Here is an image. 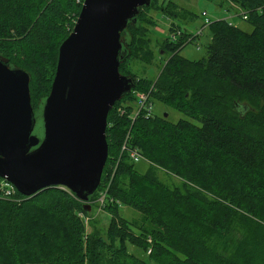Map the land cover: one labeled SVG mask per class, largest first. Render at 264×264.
I'll list each match as a JSON object with an SVG mask.
<instances>
[{
	"label": "trees",
	"instance_id": "1",
	"mask_svg": "<svg viewBox=\"0 0 264 264\" xmlns=\"http://www.w3.org/2000/svg\"><path fill=\"white\" fill-rule=\"evenodd\" d=\"M82 1L0 0V56L27 73L35 113ZM223 1L243 11L250 33L226 19L210 21L198 61L180 57L195 37L172 21L154 43L157 52L151 47L152 14L171 20L185 10L157 0L138 8L119 33L118 73L134 80L133 89L107 112V160L88 197L95 209L103 193L106 228L84 226L79 215L87 208L69 191L17 192L0 198V264H264V0ZM134 61L158 63L156 77L131 73ZM136 93L186 119L135 114ZM135 149L148 164L144 173L127 155ZM158 171L179 184L170 188ZM124 206L138 219L121 217Z\"/></svg>",
	"mask_w": 264,
	"mask_h": 264
},
{
	"label": "water",
	"instance_id": "2",
	"mask_svg": "<svg viewBox=\"0 0 264 264\" xmlns=\"http://www.w3.org/2000/svg\"><path fill=\"white\" fill-rule=\"evenodd\" d=\"M151 1H82L72 32L57 48L41 104V139L32 134L36 121L27 73L9 68L0 56V179L24 198L59 187L90 210L88 197L107 160V112L134 83L118 73L119 33Z\"/></svg>",
	"mask_w": 264,
	"mask_h": 264
},
{
	"label": "rangeland",
	"instance_id": "3",
	"mask_svg": "<svg viewBox=\"0 0 264 264\" xmlns=\"http://www.w3.org/2000/svg\"><path fill=\"white\" fill-rule=\"evenodd\" d=\"M170 1L176 5L177 9L185 10L186 14L179 18L165 20L159 12L153 14L151 13L154 16L153 19L157 23L156 27L149 31V35L153 39L151 47L152 49H154L155 52H157V49L154 43H157V41L166 37L164 30L168 28L171 21L177 24L181 31L186 32L195 37L192 42L186 43L179 53L180 57L184 59L186 58L191 61H198L200 59L205 58L206 49L204 46L210 38L207 29L208 25L204 27L205 20L213 21L214 19H226L231 22V24L235 27L240 28L244 32L250 33L251 25H249L239 16V12L242 10L238 9L237 6H231L230 8V6H227L223 0H157V2L159 3L163 2V5L169 3ZM203 12L206 14L204 17L201 16ZM152 63L144 65L138 63L137 61H134L132 63V67H129L131 70L130 72L140 78H155L159 65L155 62ZM150 103L152 104L150 112L151 114H153V116L164 115V117L167 118L169 123H174L180 118L186 119L179 112L173 110L170 107H167V105L161 102L159 103L151 101ZM40 114V111L37 113L34 112V118L36 123L35 127H33L32 129V134H34L39 139H41L43 135V123L40 118ZM188 120H190V122H193L194 125L198 126V123H196V121H194L193 119ZM147 167L148 164H146L145 160H140L139 162L134 164V169L143 173L147 170ZM157 174L158 180L166 183L168 186H170V188L179 184L178 180L173 177H170L169 174L165 173L164 171H158ZM118 211L120 216L123 218L138 219V217L140 216L139 213H136L135 211L130 210V208L125 206L120 207ZM87 213V228L89 221H94V225L97 227V229L99 231H104L107 226L106 223L109 217L106 216L103 211H101V206H97V208L95 209L92 208L87 211ZM126 250L129 253H132V255L136 256V258H141L146 261V255L140 248L137 249L131 246L130 244L126 243Z\"/></svg>",
	"mask_w": 264,
	"mask_h": 264
},
{
	"label": "built area",
	"instance_id": "4",
	"mask_svg": "<svg viewBox=\"0 0 264 264\" xmlns=\"http://www.w3.org/2000/svg\"><path fill=\"white\" fill-rule=\"evenodd\" d=\"M205 15L206 14L203 12L201 16L204 17ZM239 16L244 21L246 20L244 14H243V11L239 12ZM209 24H210V21L205 20L204 27L209 25ZM177 35H178V32L176 31L175 34H172V36H173L172 38H174ZM147 96L148 95L136 93L135 103L137 106V110L135 111V114L138 112V110H143L144 115L146 117L150 114V109L152 107V104L147 100ZM124 148L125 147L123 146L122 149H124ZM127 155L130 158L131 162L134 164H136L140 160L143 161V157L139 154L137 149L127 150ZM16 193H17L16 190L12 186H10L9 183H7L4 179L3 180L0 179V198H4V197L12 198ZM97 198H98L97 199V203H98L97 206H101V204H103V202H104L103 193H100ZM79 217L81 218L82 224L85 226L88 216L79 215Z\"/></svg>",
	"mask_w": 264,
	"mask_h": 264
},
{
	"label": "crops",
	"instance_id": "5",
	"mask_svg": "<svg viewBox=\"0 0 264 264\" xmlns=\"http://www.w3.org/2000/svg\"><path fill=\"white\" fill-rule=\"evenodd\" d=\"M169 23H170V22H169ZM169 25H170V24H169ZM168 28H169V26H168ZM168 28H167V29H168ZM167 29H166V30H164V29H163V30H164V32H165V35H166V31H167Z\"/></svg>",
	"mask_w": 264,
	"mask_h": 264
}]
</instances>
